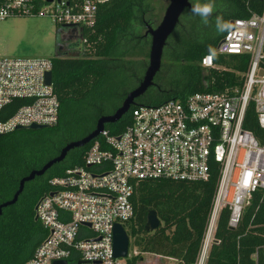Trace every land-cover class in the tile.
I'll list each match as a JSON object with an SVG mask.
<instances>
[{"label": "built area", "instance_id": "built-area-1", "mask_svg": "<svg viewBox=\"0 0 264 264\" xmlns=\"http://www.w3.org/2000/svg\"><path fill=\"white\" fill-rule=\"evenodd\" d=\"M97 1L102 0H84L72 10L63 1L0 0V21L49 14L60 26L89 28ZM232 21L200 66L231 71L215 63V56L236 55L244 70L225 81L222 90L136 106L119 135L104 128L81 165L48 180L35 210L45 236L23 264H125L126 258L113 255V227L132 218L137 183L154 178L204 181L210 176V159L218 164V177L195 264H204L222 209L229 211L228 226L236 227L252 194L264 190V145L243 126L246 108L253 104L264 129V4L259 12ZM48 71L51 58L0 57V134L56 124L59 103L44 83ZM15 99L29 103L10 113L7 105Z\"/></svg>", "mask_w": 264, "mask_h": 264}, {"label": "trees", "instance_id": "trees-1", "mask_svg": "<svg viewBox=\"0 0 264 264\" xmlns=\"http://www.w3.org/2000/svg\"><path fill=\"white\" fill-rule=\"evenodd\" d=\"M60 1L77 10L84 0ZM192 4L182 13L163 48V54L166 52L171 59L169 64L182 71L178 89L154 81L119 121L105 125L111 135H119L130 124L131 110L136 106H157L170 99L183 100L195 92L222 90L225 81L244 70L245 63L236 55L215 56V63L231 71L204 70L200 60L212 52L209 46L215 49L224 34L216 31L217 15L226 21L246 18L259 12L264 2L215 0L216 8L208 25L192 14ZM96 5L94 25L82 27L80 48L73 55L51 58V87L59 103L56 124L0 134V205L12 198L24 176L57 156L67 143L89 134L99 117L112 114L142 78L148 57V50L145 54L144 51L149 44L144 40L150 39L143 35L146 26H150V0H102ZM141 55L144 59L132 58ZM27 103V99H15L7 108L13 113ZM243 126L264 145V129L257 123L253 104L246 108ZM90 144L69 151L45 174L26 182L17 201L2 208L0 264H23L32 256L45 236L42 225L34 219L35 205L48 190L49 179L82 164ZM209 171L210 176L204 181L154 178L137 183L131 197L133 216L126 221L130 231L124 228L129 236L125 264H137L146 253L178 264L197 262L218 177V164L213 159L209 160ZM150 210L155 211L160 224L146 232L144 225ZM228 216V209H222L204 264H264V190L252 194L236 227L228 226Z\"/></svg>", "mask_w": 264, "mask_h": 264}, {"label": "water", "instance_id": "water-1", "mask_svg": "<svg viewBox=\"0 0 264 264\" xmlns=\"http://www.w3.org/2000/svg\"><path fill=\"white\" fill-rule=\"evenodd\" d=\"M46 3H52L54 1L59 2L60 0H44ZM191 3L190 0H169L168 5L164 11V14L160 20V22L155 26H147V30L145 35H149L150 42H149V50H148V60L147 66L144 70L141 80L134 87L130 90L124 100L122 101L121 105L112 113L108 115H103L98 118L94 129L79 140H75L72 142L67 143L59 152L57 156L48 160L41 168L32 170L27 176H24L18 185V189L12 196V198L0 205V214L2 212V208L7 207L9 205L14 204L19 194L22 192L24 188V184L29 182L36 177L42 176L47 172L53 165L61 162L67 155V153L75 148H81L86 146L90 143L93 139H95L100 132L104 129L105 125L116 123L121 119V117L126 114L130 107L135 105V101L141 95L145 93V91L153 85L154 77L159 72L161 63H162V54L163 48L166 44L168 37L172 34L174 29L176 28L179 19L182 13L190 8ZM232 25L233 21H229ZM70 26L63 25L61 26L62 29L67 28ZM58 33V32H57ZM56 51L54 53V57H56ZM52 79V71H48L45 74L44 83L46 85H51ZM46 125H36L31 124L27 127H17L16 129H28V130H38L46 128ZM37 205H35L34 210H36ZM34 219L37 220V216H34ZM160 224V220L157 217L155 211L150 210L146 215V222L144 225V230L146 232H150L157 228ZM128 249H129V236L125 231L124 227L119 224L115 223L113 227V242H112V250L114 257H121L127 258L128 257ZM54 264H65L62 263H54Z\"/></svg>", "mask_w": 264, "mask_h": 264}, {"label": "rangeland", "instance_id": "rangeland-1", "mask_svg": "<svg viewBox=\"0 0 264 264\" xmlns=\"http://www.w3.org/2000/svg\"><path fill=\"white\" fill-rule=\"evenodd\" d=\"M192 3L197 0H190ZM169 0H150L151 10L148 13V20L151 27H155L161 20ZM49 14L44 15H21L12 16L0 21V57L9 58H53L57 44V30ZM150 39L144 40L148 44ZM149 50L148 48L144 51ZM144 55L132 57L133 59H144ZM148 57L146 58V61ZM170 57L164 52L162 67L154 77L166 87H176L177 82L183 77L179 66L170 65ZM178 89V88H177ZM124 228L129 232L130 224L124 223ZM206 258V256H205ZM205 261V259H204ZM137 264H178L175 260L160 258L154 254H143L142 260ZM199 264V263H198Z\"/></svg>", "mask_w": 264, "mask_h": 264}, {"label": "flooded vegetation", "instance_id": "flooded-vegetation-1", "mask_svg": "<svg viewBox=\"0 0 264 264\" xmlns=\"http://www.w3.org/2000/svg\"><path fill=\"white\" fill-rule=\"evenodd\" d=\"M146 30H147V26L143 31V35H145ZM57 32H58L57 44H56L57 55H61V54L69 55L71 53H75L80 48L82 41L81 27H67L64 29L60 27L57 30ZM145 36H149V35H145Z\"/></svg>", "mask_w": 264, "mask_h": 264}, {"label": "clouds", "instance_id": "clouds-1", "mask_svg": "<svg viewBox=\"0 0 264 264\" xmlns=\"http://www.w3.org/2000/svg\"><path fill=\"white\" fill-rule=\"evenodd\" d=\"M215 0H206V2H195L192 4L191 12L192 14L199 16L204 25H208L210 22V18L213 16L215 11ZM232 25L229 21L223 19L222 16L217 15L215 17V28L218 33H224L231 29ZM210 51H214L209 46Z\"/></svg>", "mask_w": 264, "mask_h": 264}, {"label": "crops", "instance_id": "crops-1", "mask_svg": "<svg viewBox=\"0 0 264 264\" xmlns=\"http://www.w3.org/2000/svg\"><path fill=\"white\" fill-rule=\"evenodd\" d=\"M74 53H71V54H69V55H73ZM155 256H157V257H160V258H164V257H161V256H158V255H155ZM166 259H169V258H166Z\"/></svg>", "mask_w": 264, "mask_h": 264}]
</instances>
